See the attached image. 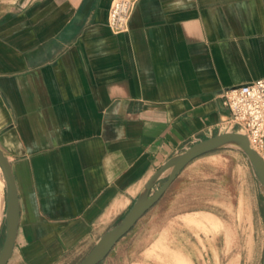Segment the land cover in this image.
<instances>
[{"label":"crops","instance_id":"0c3cea01","mask_svg":"<svg viewBox=\"0 0 264 264\" xmlns=\"http://www.w3.org/2000/svg\"><path fill=\"white\" fill-rule=\"evenodd\" d=\"M111 1L78 19L85 0H0V147L19 198L9 261L79 253L169 156L218 131L224 88L264 77V0H136L120 32Z\"/></svg>","mask_w":264,"mask_h":264},{"label":"rangeland","instance_id":"374dc122","mask_svg":"<svg viewBox=\"0 0 264 264\" xmlns=\"http://www.w3.org/2000/svg\"><path fill=\"white\" fill-rule=\"evenodd\" d=\"M127 208L100 225L83 250L53 264H77ZM200 210L211 211L213 216ZM4 211L0 169V245ZM178 249L187 254H176ZM263 249V186L246 155L235 146H226L190 161L98 264H261ZM7 264L27 263L17 254Z\"/></svg>","mask_w":264,"mask_h":264},{"label":"water","instance_id":"95a60500","mask_svg":"<svg viewBox=\"0 0 264 264\" xmlns=\"http://www.w3.org/2000/svg\"><path fill=\"white\" fill-rule=\"evenodd\" d=\"M93 1L85 0L77 15L78 19H82L87 15ZM226 146H235L246 155L264 189V158L250 146L246 134L237 130L217 131L169 156L148 178L121 218L98 237L90 250L77 264H98L102 261L119 239L160 199L175 177L190 161L205 153ZM0 169L5 186L4 232L0 245V264H7L15 247L19 224V198L11 163L1 147ZM167 170L169 172L164 181L154 189ZM261 264H264V249Z\"/></svg>","mask_w":264,"mask_h":264},{"label":"built area","instance_id":"2783aa9c","mask_svg":"<svg viewBox=\"0 0 264 264\" xmlns=\"http://www.w3.org/2000/svg\"><path fill=\"white\" fill-rule=\"evenodd\" d=\"M135 1H111L107 22L113 31L126 30ZM222 102L228 109V117L218 126V131L237 130L245 133L250 146L262 155L264 152V77L224 88Z\"/></svg>","mask_w":264,"mask_h":264}]
</instances>
